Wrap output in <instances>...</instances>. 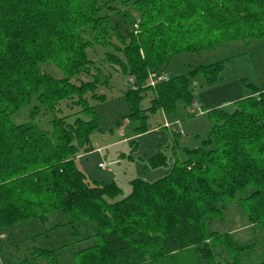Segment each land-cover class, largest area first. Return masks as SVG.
Returning a JSON list of instances; mask_svg holds the SVG:
<instances>
[{"label": "trees", "instance_id": "trees-1", "mask_svg": "<svg viewBox=\"0 0 264 264\" xmlns=\"http://www.w3.org/2000/svg\"><path fill=\"white\" fill-rule=\"evenodd\" d=\"M112 17L121 22L112 24ZM253 39H264V0H0V233L45 223L59 211L71 224L86 220L96 228V243L76 252L74 264H246L242 256L254 245L208 226L231 201L240 202L251 225H264V89L249 85L251 96L234 102L232 113L208 111L214 124L202 146L184 148L187 160L176 158L157 181H131L128 196L115 183L90 182L76 160L93 152L98 106L128 103L121 121L138 124L130 143L136 150L151 115L175 118L180 105L191 107L195 80L216 84L228 61L173 75L155 88L147 85L150 73H164L179 55ZM97 47L109 67L134 81L111 100L101 93L111 76L88 56ZM49 63L64 77L44 72ZM33 99L34 113L60 112L65 102L76 111L55 117L51 133L14 124L11 116ZM146 163L167 168L169 156L158 149ZM2 242L0 264H15ZM63 249L34 247L32 256L59 264Z\"/></svg>", "mask_w": 264, "mask_h": 264}, {"label": "rangeland", "instance_id": "rangeland-1", "mask_svg": "<svg viewBox=\"0 0 264 264\" xmlns=\"http://www.w3.org/2000/svg\"><path fill=\"white\" fill-rule=\"evenodd\" d=\"M116 22H121V20L112 17V24ZM114 43L117 42L114 41ZM104 53L103 48L97 47L95 51L89 52L88 56L96 62L99 69L104 71L106 77L111 76L109 78L111 79L110 89H101V93L111 100L119 97L130 86L129 81L132 78L123 76L109 67L103 61ZM225 60L228 61V64L219 82L208 85L202 77L195 80L193 84L195 103L191 107L185 108L180 105L175 113V118H168L163 112L150 116L148 122L150 132L143 139L146 140L147 145L141 142L136 150L130 143L132 140L138 139L133 131L138 124L131 123L128 120L121 121L123 116L130 113L128 103L125 100H116L98 106L96 111L100 116V130L91 136L93 152L81 153L77 158L78 167L86 174L88 180L94 182L100 178H107L108 175H112L111 169L119 166L120 168H133L132 171H128L124 175L125 178L141 177L149 182H154L169 173L176 158L179 161L187 160L188 157L183 151L185 146L190 150L200 148L202 141L212 129L214 123L207 115L208 111L212 110L219 102L227 101L230 103L220 109L232 113L236 108L234 102L241 100L240 98L243 97L248 98L251 95L252 89L249 85L264 89V39H253L249 44L242 41L225 43L209 52L176 56L164 73L160 74L166 77L167 80L168 77L173 75H186L192 68ZM41 68L54 78L61 79L64 77V73L52 63L44 64ZM158 84L154 87L151 86L148 78L149 87L155 88ZM92 104L95 105L96 103L92 102ZM37 105L36 100L33 99L31 104L21 109L17 114L12 115L11 121L16 125H37L43 131L51 133L53 130L52 121L55 117L67 116L76 111V109L71 110L68 107L69 103L65 102L60 106V112H46L41 109L34 113V107ZM161 114L165 120L163 126ZM178 116L183 122L182 127L185 134L182 135L179 129L176 132L181 136L177 135L173 138L168 131L178 125V122H176ZM117 121L121 122L120 127L116 126ZM159 124L160 126H158ZM132 133L135 138L129 142L128 140L124 142L126 136ZM157 137H162L164 141L157 144ZM175 141L181 148L177 149L176 152L172 150ZM113 143L115 146L106 151L94 152L102 146ZM158 149L166 152L169 156V166L167 168L150 169L142 154H150ZM122 154L126 156V159L131 157L133 160L127 161L125 164L112 163L116 156ZM100 163L107 165V169L98 168ZM130 190V185H123L124 196L130 193ZM249 193L247 191L242 197L248 196ZM70 221V217L57 211L51 213L45 223L30 221L15 226L5 234L0 233L4 236L0 240L3 241L4 253L10 255L11 261H14L15 264H53L33 259V248L52 250L65 247L66 249L60 251L59 264H74V254L76 252L96 243V239L92 237L96 232V228L93 223L86 220L79 221L77 224H71ZM208 229L214 233L230 234L234 241L241 244H253L254 249L242 256L244 263L256 264L264 261V225H251L239 201L227 202L223 216L211 222ZM9 233L10 238L8 239ZM87 237L90 239L84 240ZM218 255L220 258L225 256L221 249L218 251ZM2 260L5 261L4 258Z\"/></svg>", "mask_w": 264, "mask_h": 264}, {"label": "crops", "instance_id": "crops-1", "mask_svg": "<svg viewBox=\"0 0 264 264\" xmlns=\"http://www.w3.org/2000/svg\"><path fill=\"white\" fill-rule=\"evenodd\" d=\"M147 85H148V83H147ZM148 86H150V85H148ZM251 96V95H250ZM245 97H243V98H240V99H244ZM230 102H227V101H222V102H219L218 104H216V106H214L213 107V109H217V108H221V107H224V106H226V105H228ZM212 109V110H213ZM161 116H162V120H163V122H162V126L164 125V122H165V120H164V116L161 114ZM176 120H178V121H176V122H178V125L175 127V128H172V129H169V131H168V133L170 134V136L171 137H173L174 138V136H176L177 135V130H179L180 129V131H181V133H182V135H184L185 133H184V129H183V127H182V124H183V122H182V120H181V118H179V116H178V118L176 119ZM175 122V121H174ZM158 126H160V124L158 125ZM157 127V126H156ZM154 130V129H153ZM153 130H151L152 132H154ZM151 132V133H152ZM155 133V132H154ZM179 134V133H178ZM131 136V137H130ZM179 136H181V135H179ZM135 138V136L133 135V133L131 134V135H128V136H126V138H125V140H124V142H127L126 140H128V142L130 141V140H132V139H134ZM143 138V137H142ZM140 140H141V138H139ZM188 140H189V138H188ZM164 141V139L162 138V137H157L156 138V143L157 144H160L161 142H163ZM141 142H143V144H145V145H147V142H146V140H141ZM140 142V143H141ZM196 143V142H195ZM113 146H115V144L113 143V144H110V145H105V146H102V147H100V148H98V149H96V150H94V152H101V151H106L107 149H109V148H111V147H113ZM178 146H180L179 144H178ZM141 148H142V146H141ZM140 148V149H141ZM185 148H187L186 146H185ZM179 149H181V148H179ZM184 150V149H183ZM157 151V150H156ZM154 153V152H153ZM153 153H144V154H142L143 155V158L145 159V161H146V159L150 156V155H152ZM114 161L112 162V163H118V164H125L127 161H132L133 159L131 158V157H129V159L127 158L126 159V156L124 155V154H122V155H120V156H116L114 159H113ZM76 162H77V160H76ZM100 165H102V163H100L99 165H98V168H100ZM77 166H78V164H77ZM80 169V168H79ZM81 170V169H80ZM133 170V168L132 167H115V168H113V169H111V172H112V175H108L107 176V178H103V179H97V181L98 182H103V183H107V184H109V183H115L119 188H121V190H122V192H123V195H125V193H124V191H123V185H130V183H131V181H133L134 179H136V178H125L124 177V175L128 172V171H132ZM86 175V174H85ZM130 189H131V185H130ZM130 192H131V190H130ZM130 193H128L126 196H128Z\"/></svg>", "mask_w": 264, "mask_h": 264}, {"label": "built area", "instance_id": "built-area-1", "mask_svg": "<svg viewBox=\"0 0 264 264\" xmlns=\"http://www.w3.org/2000/svg\"><path fill=\"white\" fill-rule=\"evenodd\" d=\"M164 80H166V77H163L162 75L158 74V73H151L149 76V84L151 86H155L156 84L163 82ZM134 83L133 79H130L129 84L132 85ZM100 168L102 170H106L107 169V165H100ZM4 236L0 235V240L3 239Z\"/></svg>", "mask_w": 264, "mask_h": 264}]
</instances>
